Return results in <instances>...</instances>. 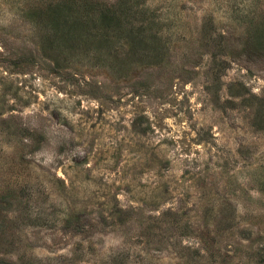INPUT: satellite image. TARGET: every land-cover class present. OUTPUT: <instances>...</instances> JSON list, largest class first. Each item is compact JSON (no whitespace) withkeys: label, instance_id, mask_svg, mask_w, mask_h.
<instances>
[{"label":"rangeland","instance_id":"1","mask_svg":"<svg viewBox=\"0 0 264 264\" xmlns=\"http://www.w3.org/2000/svg\"><path fill=\"white\" fill-rule=\"evenodd\" d=\"M54 1L0 0V264H264V0Z\"/></svg>","mask_w":264,"mask_h":264},{"label":"trees","instance_id":"2","mask_svg":"<svg viewBox=\"0 0 264 264\" xmlns=\"http://www.w3.org/2000/svg\"><path fill=\"white\" fill-rule=\"evenodd\" d=\"M71 1H74V0H55L54 2H51L46 8H50V7H52V5H62L63 3H66V2H71ZM118 2V0H116L115 2H111V3H117ZM43 8V7H42ZM105 18H107L108 19V21H109V26H111V22L113 21V20H115V16H114V13H113V15L112 16H110V17H107V16H105Z\"/></svg>","mask_w":264,"mask_h":264}]
</instances>
